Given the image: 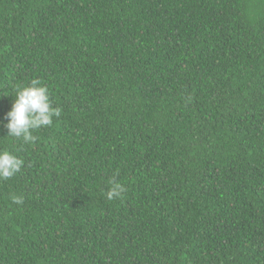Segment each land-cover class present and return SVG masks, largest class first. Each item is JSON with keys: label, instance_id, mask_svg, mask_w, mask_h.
I'll list each match as a JSON object with an SVG mask.
<instances>
[{"label": "trees", "instance_id": "obj_1", "mask_svg": "<svg viewBox=\"0 0 264 264\" xmlns=\"http://www.w3.org/2000/svg\"><path fill=\"white\" fill-rule=\"evenodd\" d=\"M0 149V264H264V0H0Z\"/></svg>", "mask_w": 264, "mask_h": 264}, {"label": "clouds", "instance_id": "obj_2", "mask_svg": "<svg viewBox=\"0 0 264 264\" xmlns=\"http://www.w3.org/2000/svg\"><path fill=\"white\" fill-rule=\"evenodd\" d=\"M11 109L6 113L5 137L33 144L38 139L33 133L53 124V118L59 117L61 109L54 107L47 86L39 79H33L26 85H16ZM24 165L22 158L7 149H0V182L9 180L19 173ZM125 188L113 182L105 193L108 200L119 198ZM14 204H23V198L12 195Z\"/></svg>", "mask_w": 264, "mask_h": 264}]
</instances>
